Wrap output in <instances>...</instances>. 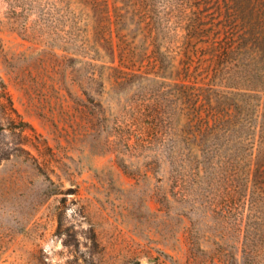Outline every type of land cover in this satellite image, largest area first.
<instances>
[{"label": "rangeland", "instance_id": "rangeland-1", "mask_svg": "<svg viewBox=\"0 0 264 264\" xmlns=\"http://www.w3.org/2000/svg\"><path fill=\"white\" fill-rule=\"evenodd\" d=\"M105 2L0 0V264H264L246 168L167 159L196 128L178 81L118 78L121 50L154 48L138 20L155 10L173 34L187 0H108L110 26Z\"/></svg>", "mask_w": 264, "mask_h": 264}, {"label": "trees", "instance_id": "trees-1", "mask_svg": "<svg viewBox=\"0 0 264 264\" xmlns=\"http://www.w3.org/2000/svg\"><path fill=\"white\" fill-rule=\"evenodd\" d=\"M104 7L110 26L108 0ZM133 9L137 10L136 6L129 5L126 12L133 13ZM175 10L170 14L176 18L177 28L170 35L155 10L141 15L138 26L143 32L148 28L145 39L154 48L140 59L129 50H121L123 69H119L118 78L125 83L148 78L178 81L169 96L178 97L180 113H188L190 125L196 128L187 133L185 147L169 150L171 165L180 169L188 163L203 164L206 170L227 165L234 168L233 173L246 168L253 193L264 195V184L259 181L264 180V0H187L179 15ZM109 34L112 36V31ZM170 36L168 42H176L177 49L163 48ZM0 87L14 110L1 80ZM177 104L171 105V113H176ZM178 186L180 193L182 186ZM236 187L232 183L216 187L221 194L215 198L220 211L223 205L233 203ZM263 200L252 201L262 206Z\"/></svg>", "mask_w": 264, "mask_h": 264}]
</instances>
